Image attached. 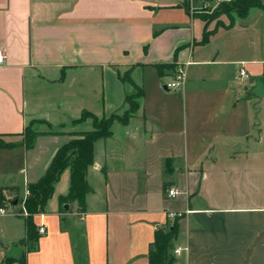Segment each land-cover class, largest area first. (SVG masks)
Instances as JSON below:
<instances>
[{"label":"crops","instance_id":"0c3cea01","mask_svg":"<svg viewBox=\"0 0 264 264\" xmlns=\"http://www.w3.org/2000/svg\"><path fill=\"white\" fill-rule=\"evenodd\" d=\"M210 1L0 0V264H149L173 225L175 264H264V9L216 26L196 15ZM126 73L140 108L95 141L84 205L61 204L67 168L27 240L26 189L94 129L83 112L125 114Z\"/></svg>","mask_w":264,"mask_h":264},{"label":"trees","instance_id":"16d2710c","mask_svg":"<svg viewBox=\"0 0 264 264\" xmlns=\"http://www.w3.org/2000/svg\"><path fill=\"white\" fill-rule=\"evenodd\" d=\"M253 7L264 9V3L262 0H238L233 8L236 9L240 17H245ZM196 15L201 19L208 20L215 16L213 12H196ZM233 23L234 20L231 24ZM210 34L211 31H205L203 42L208 41ZM166 66L170 69L174 68L173 65ZM123 79L133 84L129 73H126ZM133 85L135 91L127 94L126 97L130 107L123 116L112 114L100 118L91 113L83 112L81 120L92 118L94 129L74 133L72 139L59 147L41 178L38 181L29 184L30 196L25 200V206L28 211V216L26 217L27 240L34 242L38 239L40 233L34 222V215L45 211L48 200L54 193L56 183L59 181L61 174L67 168L71 170V182L68 194L63 195L60 198L61 204L64 205L73 200H78L81 206L84 205L85 196L91 189L86 176L89 167L94 162L95 141L99 138H107L111 136V127L114 120L118 119L123 123H127L130 117L140 108V98L143 96L144 90L135 84ZM26 131H28V128ZM51 133L56 134L57 132L55 130ZM37 135L38 133L33 132V136L28 138V147L33 145L34 138L37 137ZM5 145H7V143L0 139V147ZM4 189L6 188H0V205L4 204ZM8 189L16 190L17 187H9ZM176 237V225L170 226L167 229L157 230L155 240L150 249L149 264H175L176 258L172 253V249ZM23 264H25L24 256Z\"/></svg>","mask_w":264,"mask_h":264},{"label":"built area","instance_id":"2783aa9c","mask_svg":"<svg viewBox=\"0 0 264 264\" xmlns=\"http://www.w3.org/2000/svg\"><path fill=\"white\" fill-rule=\"evenodd\" d=\"M6 59H7L6 52L3 49H0V67L2 65H4ZM172 71L174 72V77H173V80L168 83V87L171 89L177 90V89L181 88L186 81V70H185L184 66L178 65ZM241 75L248 77V73L244 69L241 70ZM178 193H179V190L177 188H174V187H172L168 190V195L170 197H175ZM25 194H26V196L21 202V208H22L21 212L23 214L28 215V212H27L26 206H25V199L28 196H30V189L29 188L26 189ZM8 211L16 213V210L12 209L11 206H8V207L1 206L0 207V213L1 214H5ZM38 231L40 234L46 233V231H47L46 226L44 224L40 225L38 227ZM183 250H184V248H177L175 250V254H180Z\"/></svg>","mask_w":264,"mask_h":264},{"label":"rangeland","instance_id":"374dc122","mask_svg":"<svg viewBox=\"0 0 264 264\" xmlns=\"http://www.w3.org/2000/svg\"><path fill=\"white\" fill-rule=\"evenodd\" d=\"M237 2L238 0H211L210 2L203 3L204 5L201 8H199L197 12H210V13L213 12L215 16L209 20L214 22L216 26L227 25V24L230 25L233 22V20L236 21L240 18L236 9L233 8L234 5L237 4ZM206 3H207V6H205ZM27 134L29 135V137H32L31 135H33V131L29 129L27 131ZM33 247H34V244H33Z\"/></svg>","mask_w":264,"mask_h":264},{"label":"water","instance_id":"95a60500","mask_svg":"<svg viewBox=\"0 0 264 264\" xmlns=\"http://www.w3.org/2000/svg\"><path fill=\"white\" fill-rule=\"evenodd\" d=\"M68 207H69V205H68V204H66V205H65V208H68Z\"/></svg>","mask_w":264,"mask_h":264}]
</instances>
